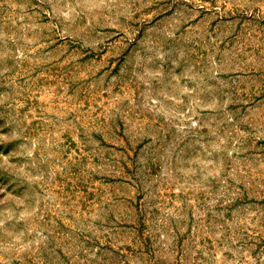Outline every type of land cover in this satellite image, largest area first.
Segmentation results:
<instances>
[{"label":"rangeland","instance_id":"obj_1","mask_svg":"<svg viewBox=\"0 0 264 264\" xmlns=\"http://www.w3.org/2000/svg\"><path fill=\"white\" fill-rule=\"evenodd\" d=\"M0 264H264V0H0Z\"/></svg>","mask_w":264,"mask_h":264}]
</instances>
